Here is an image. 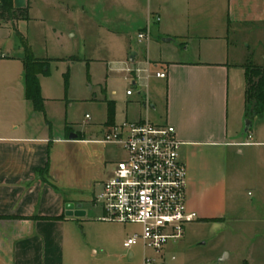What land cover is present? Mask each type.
I'll list each match as a JSON object with an SVG mask.
<instances>
[{
	"label": "crops",
	"instance_id": "1",
	"mask_svg": "<svg viewBox=\"0 0 264 264\" xmlns=\"http://www.w3.org/2000/svg\"><path fill=\"white\" fill-rule=\"evenodd\" d=\"M37 2L62 20L70 18V32L82 25L84 30L98 29L117 37L127 38L135 29L149 35L143 42L145 64L153 63L167 75L164 80L155 77L166 94V114L153 124L174 127L182 144L187 209L195 214L194 222L224 220L230 157L242 155L249 145L244 141L243 65L250 54L257 64L264 63V49L252 54L249 46L248 52L245 45L233 46L230 37L241 32L262 36L264 42V0ZM13 7L29 13L31 0H13ZM26 21L0 20V264H75L68 253L79 234L75 223L88 217L85 204L95 197L90 194L112 175L107 172L104 145L108 144L26 126L31 103L25 99V53L20 41ZM153 32L162 44L151 40ZM171 43L176 44L170 48ZM137 58L136 53L134 63ZM145 97L153 110L159 107L151 103L149 94ZM256 122L264 125V119ZM111 127L106 124L103 137ZM82 144L96 146L91 156L77 152ZM69 203L82 205L86 216L67 217Z\"/></svg>",
	"mask_w": 264,
	"mask_h": 264
},
{
	"label": "rangeland",
	"instance_id": "2",
	"mask_svg": "<svg viewBox=\"0 0 264 264\" xmlns=\"http://www.w3.org/2000/svg\"><path fill=\"white\" fill-rule=\"evenodd\" d=\"M26 20L24 37L34 56L49 60L48 72L39 77L44 108L36 111L29 104L26 126L61 137L79 134L86 140L102 141L107 102H115L116 126L139 117L158 124L159 116L166 114V94L155 81L157 71L164 70L155 68L153 63L150 67L145 64L148 62L143 57L145 43H138V29L127 38L98 29L84 30L82 25H79L81 29L70 32V18L62 20L37 0H31ZM151 40L162 44L155 32ZM230 42L233 46H247V52L249 46L252 54L264 49L262 36L233 32ZM132 53L138 54L136 63L129 61ZM250 58L254 60L250 54L246 62ZM147 69L149 75L145 72ZM129 91L132 97L127 96ZM147 94L151 103L156 108L159 106L156 110L145 101ZM244 141L249 143L243 147L244 153L230 157L228 212L224 220L187 224L182 239L170 243L162 258L145 251L141 242L126 249L124 243L141 234L142 227L106 222L101 208L88 202L85 204L88 217L75 223L79 234L74 236L71 252L68 250L75 264H144L146 256L157 258V264H264V125L255 121ZM95 147L78 145L77 152L91 156ZM104 147L107 172L113 174L117 165L126 159V153L122 146L115 144ZM101 186L100 183L90 198L101 192ZM131 253L134 258L130 257Z\"/></svg>",
	"mask_w": 264,
	"mask_h": 264
},
{
	"label": "built area",
	"instance_id": "3",
	"mask_svg": "<svg viewBox=\"0 0 264 264\" xmlns=\"http://www.w3.org/2000/svg\"><path fill=\"white\" fill-rule=\"evenodd\" d=\"M148 39L147 33L138 35L140 43ZM145 72L149 75L148 69ZM155 77L164 80L167 75L157 72ZM102 143L122 146L126 159L117 165L92 203L101 208L106 222L142 227L141 234L124 243L126 249L141 242L145 251L163 255L170 243L182 239L185 226L196 218L187 209L188 174L180 159L182 144L175 128L147 120L126 122L112 126ZM157 261L146 256L144 264Z\"/></svg>",
	"mask_w": 264,
	"mask_h": 264
},
{
	"label": "trees",
	"instance_id": "4",
	"mask_svg": "<svg viewBox=\"0 0 264 264\" xmlns=\"http://www.w3.org/2000/svg\"><path fill=\"white\" fill-rule=\"evenodd\" d=\"M26 19H28V11L26 9H14L13 0H0L1 21L9 22ZM20 41L25 53L22 59L24 65L25 99L33 105L36 111H42L44 99L41 96L39 77L48 72L49 60L36 58L28 41L24 37L20 36ZM243 69L246 80L244 121L250 120L253 123L264 119V63L261 65L257 64L250 58L243 65ZM115 117V102H107L106 124L114 126Z\"/></svg>",
	"mask_w": 264,
	"mask_h": 264
},
{
	"label": "water",
	"instance_id": "5",
	"mask_svg": "<svg viewBox=\"0 0 264 264\" xmlns=\"http://www.w3.org/2000/svg\"><path fill=\"white\" fill-rule=\"evenodd\" d=\"M164 42H171L172 40L171 39H164L163 40ZM135 56H136V53H132L131 54V57H130V61L131 63H134L135 61ZM251 126H252V122L250 120H246L244 122V135H247L251 129ZM76 135H71V139L74 140L76 139ZM65 215L67 217H76V218H82V217H85L86 216V212H84L82 210V205H75L73 203H69L65 206Z\"/></svg>",
	"mask_w": 264,
	"mask_h": 264
}]
</instances>
